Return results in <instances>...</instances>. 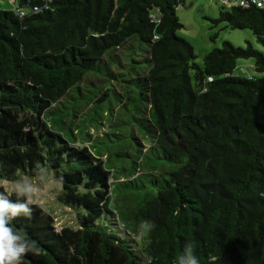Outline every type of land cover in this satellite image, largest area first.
I'll return each instance as SVG.
<instances>
[{
  "label": "trees",
  "instance_id": "16d2710c",
  "mask_svg": "<svg viewBox=\"0 0 264 264\" xmlns=\"http://www.w3.org/2000/svg\"><path fill=\"white\" fill-rule=\"evenodd\" d=\"M15 1L0 10V180L46 167L77 216L57 230L31 204L11 221L40 250L22 264H174L188 241L200 264H264V52L227 41L200 66L178 36L184 0ZM211 21L264 48V11L221 5ZM240 59L255 75H236ZM116 82L132 116H115ZM95 124L128 138L119 165L86 140Z\"/></svg>",
  "mask_w": 264,
  "mask_h": 264
},
{
  "label": "rangeland",
  "instance_id": "374dc122",
  "mask_svg": "<svg viewBox=\"0 0 264 264\" xmlns=\"http://www.w3.org/2000/svg\"><path fill=\"white\" fill-rule=\"evenodd\" d=\"M185 3L177 8V16L183 25L178 31V36L186 39L193 46L197 59L196 63L203 66L204 57L207 53L223 47L224 42H230L237 47H247L248 43H251L254 48L264 52V48L258 43L256 37L251 30H231L226 28L225 23L214 25L211 20L218 19L221 4L219 0H184ZM16 6L15 0H0V10L11 11ZM253 59H240L238 60V67L236 68V75L238 76H253L255 75L253 69ZM115 91L119 93L111 95V101L114 104L115 116H132V113L127 112L125 107L122 109L123 104L128 103L127 107L134 109L136 102L134 99H129L122 95L121 88L126 86L124 82H116ZM97 91L95 88L90 89ZM123 91V90H122ZM126 91V90H125ZM123 91V92H125ZM109 103V101H107ZM110 104V103H109ZM108 104V105H109ZM68 107H73L74 102L68 101ZM93 111L84 117L74 121V124L80 126H74L77 130L79 139L82 140L81 135L84 129L90 124L87 122ZM73 114V113H72ZM78 116H81L79 114ZM88 116V117H85ZM95 128H90V134L93 135V139L86 137V140H90V146L97 154H103L108 159L113 161L114 165H119L123 157H118L117 152L122 148L119 144L129 143L128 138L122 141H116L111 143L108 137L100 135L97 125H93ZM65 132L70 135L68 125L65 128ZM133 142V140H130ZM134 153V150L129 149ZM134 155V154H132ZM105 157V158H106ZM129 159V161H131ZM24 180H30L32 177L27 175H20ZM13 181L0 180V186L8 190V193H12ZM61 194V186L56 183L51 174L48 175L47 180L42 183V186L37 191V196L32 199V204L41 205L47 212H49L55 219V226L57 230H61L64 227H77V216L74 211L65 207L59 200Z\"/></svg>",
  "mask_w": 264,
  "mask_h": 264
},
{
  "label": "clouds",
  "instance_id": "9594fccd",
  "mask_svg": "<svg viewBox=\"0 0 264 264\" xmlns=\"http://www.w3.org/2000/svg\"><path fill=\"white\" fill-rule=\"evenodd\" d=\"M49 171L46 167H38L35 176L30 180L22 177L13 182L12 196L8 190L0 191V264H22V258L29 252L39 253L35 241L26 238L23 229H14L11 221L20 216H30L32 212V199L37 196L38 189L47 180ZM56 183H60L57 179ZM140 229L151 230L153 225L150 221H142ZM196 244L188 241L174 264H200L195 255Z\"/></svg>",
  "mask_w": 264,
  "mask_h": 264
},
{
  "label": "built area",
  "instance_id": "2783aa9c",
  "mask_svg": "<svg viewBox=\"0 0 264 264\" xmlns=\"http://www.w3.org/2000/svg\"><path fill=\"white\" fill-rule=\"evenodd\" d=\"M220 4L223 6H235L239 8H258L264 11V0H219ZM38 8H34V11H37ZM23 15L24 13L21 12ZM155 20V18H153Z\"/></svg>",
  "mask_w": 264,
  "mask_h": 264
}]
</instances>
